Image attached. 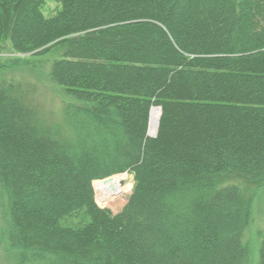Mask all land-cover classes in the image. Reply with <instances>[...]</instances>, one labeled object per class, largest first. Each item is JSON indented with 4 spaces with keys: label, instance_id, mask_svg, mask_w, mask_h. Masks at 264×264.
<instances>
[{
    "label": "trees",
    "instance_id": "trees-1",
    "mask_svg": "<svg viewBox=\"0 0 264 264\" xmlns=\"http://www.w3.org/2000/svg\"><path fill=\"white\" fill-rule=\"evenodd\" d=\"M2 37L55 50L46 77L65 95L44 116L0 71L8 264H252L264 0H0ZM124 173L126 203L100 209L93 183Z\"/></svg>",
    "mask_w": 264,
    "mask_h": 264
},
{
    "label": "rangeland",
    "instance_id": "rangeland-1",
    "mask_svg": "<svg viewBox=\"0 0 264 264\" xmlns=\"http://www.w3.org/2000/svg\"><path fill=\"white\" fill-rule=\"evenodd\" d=\"M53 9V5H51ZM55 50L48 53L33 56L16 53L12 50V46L6 37L0 39V71L3 77H7L11 81H19L29 86L31 91V100L39 106V110L44 114H58L62 104H64L65 95L59 87L51 84L46 77L50 63L57 57ZM123 176L125 178L124 186H122L117 195L112 196L105 202L97 198V194L104 196L105 194L98 191L100 181L93 183L95 203L100 209L109 210L112 214L116 213L127 201L133 186V177L128 173L114 175ZM110 177V178H111ZM127 191V192H126ZM261 191V192H260ZM255 199L251 203L253 205L250 225L247 228L246 236L251 246L252 264L256 260V244L259 239L261 225L264 219V189L258 190L254 188ZM5 228L0 206V264H8L6 262V254L3 242L4 235L1 234ZM5 245V244H4Z\"/></svg>",
    "mask_w": 264,
    "mask_h": 264
},
{
    "label": "bare ground",
    "instance_id": "bare-ground-1",
    "mask_svg": "<svg viewBox=\"0 0 264 264\" xmlns=\"http://www.w3.org/2000/svg\"><path fill=\"white\" fill-rule=\"evenodd\" d=\"M125 181L126 180L123 176L111 177L100 182L101 184L98 185V191L101 193L103 192L106 199H110L112 196L118 193L122 186H124ZM121 182L123 183L122 185Z\"/></svg>",
    "mask_w": 264,
    "mask_h": 264
},
{
    "label": "water",
    "instance_id": "water-1",
    "mask_svg": "<svg viewBox=\"0 0 264 264\" xmlns=\"http://www.w3.org/2000/svg\"><path fill=\"white\" fill-rule=\"evenodd\" d=\"M158 110H159V118H160V115H161V110H160V108H157ZM158 124H159V119H158V122H157V125H156V131H155V134L154 135H148V133H147V136L148 137H151V138H154L155 136H156V133H157V129H158ZM149 125H150V119H149ZM148 130H149V127H148ZM110 178V177H109ZM109 178H106V179H104V180H102V181H105V180H107V179H109ZM123 183L121 182V185H122ZM93 190H94V188H93ZM117 194H119V193H117ZM117 194H115V195H117Z\"/></svg>",
    "mask_w": 264,
    "mask_h": 264
}]
</instances>
